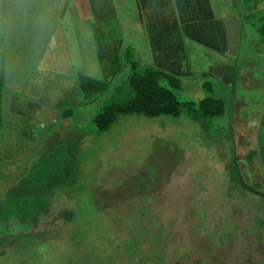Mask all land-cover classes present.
<instances>
[{"label": "rangeland", "instance_id": "obj_1", "mask_svg": "<svg viewBox=\"0 0 264 264\" xmlns=\"http://www.w3.org/2000/svg\"><path fill=\"white\" fill-rule=\"evenodd\" d=\"M213 3L218 16L231 18L229 55L186 41L192 75L178 76L180 100L226 101L225 115L206 127L185 113L134 115L97 132L94 117L127 85L126 48L151 67L141 54L144 34L129 28L125 17L123 32L106 34L120 37V55L111 54L120 42L108 40L103 51L88 32L86 49H72L74 75L71 67L62 72L75 83L70 96L49 104L45 90L28 100L46 112L32 128V113L8 93L28 99L24 85L36 82L39 59L32 51L2 66L10 85L4 116L16 128L9 137L0 135V206L14 185L32 180L36 163L60 142L76 144L78 179L51 189L49 208L37 220L0 223V264H264V44L256 29L240 23L235 0ZM254 9L263 10L264 0H254ZM79 76L108 82L109 90L90 101ZM207 81L212 92L203 89ZM235 158L259 195L234 183Z\"/></svg>", "mask_w": 264, "mask_h": 264}, {"label": "crops", "instance_id": "obj_2", "mask_svg": "<svg viewBox=\"0 0 264 264\" xmlns=\"http://www.w3.org/2000/svg\"><path fill=\"white\" fill-rule=\"evenodd\" d=\"M215 8L219 9L213 0H0V81L4 103L9 94L24 113L29 110V128L39 117L46 118V112L33 109L28 100L45 90L49 104H60V100L70 96L75 83L66 81L62 72L71 67L74 75L72 49H86L90 42V38L89 42L85 38L88 32L95 34L94 41L103 51L108 40L120 42L111 53L114 57L120 55L122 40L106 34L123 32L124 17L129 28L137 26L144 34L146 49L141 54L150 59L151 67L191 76L186 41L229 55L231 18L218 16ZM32 51L39 61L36 82L24 85L23 93L28 99L7 94L10 85H5L2 66L18 64L16 60L21 55L28 57ZM15 128L4 116V135L11 136Z\"/></svg>", "mask_w": 264, "mask_h": 264}, {"label": "trees", "instance_id": "obj_3", "mask_svg": "<svg viewBox=\"0 0 264 264\" xmlns=\"http://www.w3.org/2000/svg\"><path fill=\"white\" fill-rule=\"evenodd\" d=\"M235 8L241 9L240 23L256 29L264 44V9L256 11L254 0H235ZM123 57L130 68L127 85L117 90L102 110L94 117L93 124L99 134L108 132L122 116H144L150 119L160 117H180L183 113L206 127L208 120L221 118L227 110L225 100L208 96L200 102L182 101L178 92L184 88L183 81L175 74L156 67H143L137 59L135 49L126 48ZM79 85L86 99L105 94L109 90L108 82L79 76ZM206 92H212L210 82L203 84ZM4 87L0 81V135L4 132ZM264 151V144L262 146ZM261 148V149H262ZM262 151V152H263ZM264 153V152H263ZM76 144L63 141L53 146L49 154L42 157L34 166L32 180L20 181L6 195L0 206V223L10 220H37L47 212L48 197L51 189L70 187L77 183L75 168ZM235 158L233 181L245 191L259 195L256 187L247 185L237 168ZM264 197V195L260 194Z\"/></svg>", "mask_w": 264, "mask_h": 264}]
</instances>
